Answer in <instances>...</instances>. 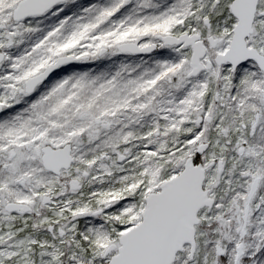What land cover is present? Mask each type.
I'll use <instances>...</instances> for the list:
<instances>
[{
  "label": "snow or ice",
  "instance_id": "snow-or-ice-1",
  "mask_svg": "<svg viewBox=\"0 0 264 264\" xmlns=\"http://www.w3.org/2000/svg\"><path fill=\"white\" fill-rule=\"evenodd\" d=\"M0 264H264V0H0Z\"/></svg>",
  "mask_w": 264,
  "mask_h": 264
}]
</instances>
